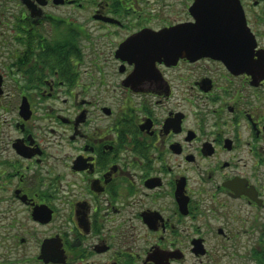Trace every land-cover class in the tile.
Returning a JSON list of instances; mask_svg holds the SVG:
<instances>
[{
	"label": "flooded vegetation",
	"instance_id": "flooded-vegetation-1",
	"mask_svg": "<svg viewBox=\"0 0 264 264\" xmlns=\"http://www.w3.org/2000/svg\"><path fill=\"white\" fill-rule=\"evenodd\" d=\"M15 1L0 14V264H264V79L117 54L195 22L197 0ZM240 1L264 48V0Z\"/></svg>",
	"mask_w": 264,
	"mask_h": 264
},
{
	"label": "water",
	"instance_id": "water-1",
	"mask_svg": "<svg viewBox=\"0 0 264 264\" xmlns=\"http://www.w3.org/2000/svg\"><path fill=\"white\" fill-rule=\"evenodd\" d=\"M38 1L46 4L45 0ZM203 1L197 0L195 22L180 23L161 31L140 32L122 43L117 54L123 57L124 51L132 48L140 57L168 63L181 56H210L222 60L236 74L251 75L258 84L264 79V48H258L241 1L210 0L209 5L202 6ZM23 2L30 6L29 0Z\"/></svg>",
	"mask_w": 264,
	"mask_h": 264
},
{
	"label": "rangeland",
	"instance_id": "rangeland-1",
	"mask_svg": "<svg viewBox=\"0 0 264 264\" xmlns=\"http://www.w3.org/2000/svg\"><path fill=\"white\" fill-rule=\"evenodd\" d=\"M154 1L155 0H153L152 3H154ZM164 1H167V3H168V1H173L174 3H176L179 0H160V3H163ZM88 3H89V1H88ZM90 6L91 5L89 3L88 9H90ZM15 7H16V1L15 0H0V9H1L0 14L2 11L9 10L10 8H15ZM18 8H20V6ZM74 8L75 9L72 10V6H70V5H64V6L63 5H55L52 2H50V4L47 7H45V10H46V12H48L52 15H55L56 17H66V18L70 17L73 19V21L76 20V21H82V22H84L85 21L84 19L87 18L86 21L90 22V21H88L89 10L82 11V10L78 9L77 5H75ZM178 9H181V8L178 7ZM172 11H175V9ZM172 15L174 16L175 14H172ZM119 37H120V35H119ZM119 37H117V39H120ZM108 101H109V99H108Z\"/></svg>",
	"mask_w": 264,
	"mask_h": 264
}]
</instances>
